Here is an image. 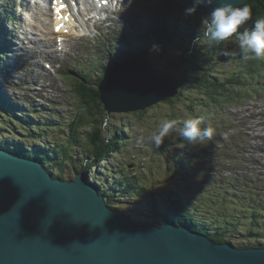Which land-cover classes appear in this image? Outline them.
Returning <instances> with one entry per match:
<instances>
[{
	"label": "trees",
	"instance_id": "trees-1",
	"mask_svg": "<svg viewBox=\"0 0 264 264\" xmlns=\"http://www.w3.org/2000/svg\"><path fill=\"white\" fill-rule=\"evenodd\" d=\"M0 3V18L3 19L0 20V27H4L17 20L18 16L15 15L14 0ZM244 5L251 7L252 19L243 27L250 25L251 28L255 19L264 18V0H248L241 7ZM145 7V16L130 25L132 30L126 29L125 37L116 41L118 45L115 49L107 50L112 63L125 60L135 53L169 57L170 68L167 72L159 73L172 76L179 88L178 94L166 101L170 104V116L183 119L179 112L184 109L187 111L186 116L193 114L210 118L204 120L201 127L214 128L212 140L203 144L199 141L190 144L178 132L177 143L179 146L183 145V149H177L173 155L165 141L159 149L146 143L145 149H138V157L155 148L163 152L161 156L165 162L161 164L160 160L148 159L150 162L146 180L138 170L133 174L124 173L121 169L100 165L99 163L105 164L111 155L117 153L122 154L125 160L124 150L131 144L126 138L131 133V128L124 130L121 127L108 131L104 126L105 121L100 115L105 108L100 98L99 85L110 64L106 67L99 64L101 60H93L89 67L79 64L80 72L71 76L73 91L82 101V106L85 105V109L74 114V119L68 124L64 121L42 125V120L33 115L20 100L14 96L7 98L4 94L6 111L0 109V147L39 158L55 175L66 179L67 164L77 165L72 154L74 146L69 143L78 142L85 152L80 170L89 181L98 186L112 207V204L117 203L115 209L122 212L123 205L118 203L131 202L124 200L127 196L132 202L133 199L142 200L135 203V208H127L130 215L126 213V216L132 220L148 224L156 222L158 216H161L187 224L215 241H229L238 246H264V163L257 159L258 155H254H264V135L260 134L254 140L249 135L243 136L236 132L224 136L229 129L220 130L221 126L216 119H212L225 106L250 100L255 94L264 91V59L244 60L235 36L219 43H210L202 38L198 45H194L192 41L201 35L199 28L202 17L207 15L205 13L196 11L193 15H185L186 7L178 5L174 0H147ZM113 32L117 34L116 30ZM153 45H159L160 50L151 51ZM4 47L6 51L8 46L0 42V59L3 58ZM94 70L100 72L97 78ZM172 72L178 73V76ZM5 83H0L1 92ZM186 87H194V92L200 93L196 97H188L190 103L182 98L185 91L181 90ZM179 104L184 107L179 109ZM195 104L203 105L201 109L206 106L209 113L204 111L203 115L197 114L194 112L197 107ZM148 109L150 107L131 114L140 115ZM50 112L55 113L53 116L56 120L62 118L55 111ZM223 115L234 117L236 114L226 111ZM50 128L53 131H68L69 140L58 141L49 132ZM82 130L85 137L79 139ZM23 139L34 143L25 144ZM214 140L220 141L222 145H217ZM168 141L172 139L168 138ZM206 145H210L211 150L204 147ZM90 159L92 161L88 167ZM222 160H227L228 169L237 171L241 164L249 162L259 168V173L245 170L242 177L238 175V178H226L220 171L218 175H222L221 177H213V172L222 165ZM94 167L97 169L93 170ZM76 172H80L79 169ZM155 172L162 177L164 173L168 175L172 189L165 193L160 189L156 191L153 178ZM110 178H113L114 186L108 190ZM209 185L215 186L220 192L213 194L210 191L207 194ZM231 188L237 189L239 193L230 192ZM202 202L204 207L200 204Z\"/></svg>",
	"mask_w": 264,
	"mask_h": 264
},
{
	"label": "water",
	"instance_id": "water-1",
	"mask_svg": "<svg viewBox=\"0 0 264 264\" xmlns=\"http://www.w3.org/2000/svg\"><path fill=\"white\" fill-rule=\"evenodd\" d=\"M246 1L236 0L237 6ZM215 6L218 0L196 11L208 14ZM99 90L111 114L174 98L178 85L135 53L112 64ZM0 109L6 111L3 97ZM158 218L136 222L111 208L84 172L66 180L39 158L0 147V264H264V246L215 241L187 224Z\"/></svg>",
	"mask_w": 264,
	"mask_h": 264
},
{
	"label": "rangeland",
	"instance_id": "rangeland-1",
	"mask_svg": "<svg viewBox=\"0 0 264 264\" xmlns=\"http://www.w3.org/2000/svg\"><path fill=\"white\" fill-rule=\"evenodd\" d=\"M1 1L6 0H0V2ZM30 1L34 4V8L32 7L33 4L26 0L25 4L29 9H25L26 12L22 15V18L21 14L18 16L15 25H13V23L11 24L14 29H8V24L6 27V29L11 30L12 32L13 42L12 45H9L6 48V51L4 50V53L2 54L3 58L0 59V83L4 85V82H6L3 90L4 93L0 90V97H3L4 99V94L7 98L14 96L16 99L20 100L23 105L30 109V112H32L33 115H37L39 119L42 120V125L47 123H61L64 121L68 124L74 119V114L85 109V105L82 106V101L76 96L75 91H73V86H71V76H76V74L80 72V68L77 65L82 64L84 67H89L93 60H101L99 63L100 65L107 67L110 64L109 67H111L113 64L112 58L109 57L107 50L109 48L115 49L116 45H118L116 41L125 37V29L132 30L130 25H134L145 16L144 10L146 8L145 5L147 0H131V2L130 0H127L128 4L124 3L119 14H113L105 24L97 23L96 25H92L91 23L89 28L81 27L77 28V30L74 29L73 34L71 30L68 29L66 32H63L58 39L52 32V28L50 27L52 26L51 22L50 25L44 15H42L44 13L46 17H50V10L46 6L44 0ZM40 10L41 13L38 14ZM17 11L19 13V9ZM249 26L250 25L245 27L250 28ZM113 29L117 30V34L112 32ZM5 35L4 27H0V42L3 45L6 39ZM20 37H22V39H20ZM25 46L28 47V51H26ZM146 58L152 62L153 66L159 72H167L168 68L171 66V60L169 57L160 58L156 55H151L146 56ZM94 73H96L95 78H97L100 72L94 70ZM172 74L178 76V73L172 72ZM194 89L196 88L186 87L181 90L185 91L182 98L187 103H190L188 97L193 98L200 95L199 92H194ZM194 106H197L194 111L197 114L203 115L204 111L209 113L206 106L202 109L201 106L203 105L198 106L195 104ZM169 107L170 104L166 103V101L160 102L150 107L146 113H141L140 115L131 114L132 112H116L110 114L104 109L100 116H103L102 120H107V130L109 131L110 129L113 130L114 128L121 127L126 130V128L130 127L131 133L127 132L128 138H126V140L131 144L124 150L125 160L122 154L117 153L111 155L110 159L106 161L105 164H99L102 166L108 165L110 166L109 168L121 169L124 173L132 172L133 174L138 170L143 176V179L146 180L145 176H148L146 170L148 169V164L150 162L148 159H152L153 161L160 160L161 164H165L164 159L161 156L163 152L157 151L153 148L152 151L149 150L147 154L138 157V149H145L144 147L147 145L146 143L154 146L150 142H147V137L150 136V134L156 130L166 118L175 119L170 116ZM183 107L182 104H179V109H182ZM51 110L60 114L62 118L56 120L53 116L55 113H51ZM220 111L221 113L217 112L212 119H216L218 125L221 126L219 128L220 130L229 129V131L225 132L224 136H227L231 132H236L241 133L243 136L249 135L252 140H254L258 135H264V91L255 94L250 100H245L236 105L225 106L224 110L220 109ZM226 111L233 112L236 115L234 117L223 115ZM179 113L183 119L199 117L193 114H188L186 116L187 111L184 109L180 110ZM202 118L203 120L210 119L207 117ZM211 123L214 124V122ZM55 126H58L59 128L61 127L60 125ZM89 130L90 128H88V131ZM59 131H53L51 128L49 129V132L55 139L67 142V140H69V135H67L69 132ZM140 136L146 138L143 144H137V138ZM84 137L85 134L82 130V132L79 133V139ZM168 138L172 139V141L169 142ZM23 140L25 144L34 143L32 140ZM40 140L43 141L42 138ZM49 141L50 140H48L47 144ZM164 141L166 142V146L171 155H173L177 149H183V145L179 146L177 143L178 131L171 132L165 137ZM216 142L217 145H222L220 141ZM69 144L70 146H74L72 148V154L75 156L77 165H75V167L72 166V164H67V174H65L66 180L75 177L77 173L76 169L81 171V163L83 162L85 154L78 142ZM204 147L209 148L210 150L212 148L210 145ZM254 155H258L256 156L257 159L264 163V155ZM248 160H251V158H248ZM91 161L92 160L90 159L87 164L88 167L90 166ZM222 161V165L213 172V177H221L223 175L226 178H231V176L238 178V175L242 177L245 170H252L253 172H257V174L259 173V168L253 166L249 162H245L243 165L241 164V168L237 171V169L233 170V168L228 169L227 160ZM96 169V167L93 168V170ZM219 172L222 174L221 176L218 175ZM163 175L164 176L162 177L156 172L153 175L155 184L154 189L156 191L160 189L159 191L165 193L169 189H172V186H170V177L165 175V173ZM112 186H114L113 178H110L107 189L109 190ZM210 191L213 194H218L220 192L215 186L209 185L206 193L209 194ZM230 192L239 193L237 189L233 188L230 189ZM124 200L131 201L129 203H118V205H123L121 207V213L125 215L126 213L129 214L127 208H135V203H140L142 201L136 199L135 201L133 199L132 202L129 196ZM200 204L203 207L205 205L203 202ZM112 205L116 207L117 203ZM129 205L131 207H126ZM203 207L201 209H203ZM252 216L253 215H251V218Z\"/></svg>",
	"mask_w": 264,
	"mask_h": 264
},
{
	"label": "clouds",
	"instance_id": "clouds-1",
	"mask_svg": "<svg viewBox=\"0 0 264 264\" xmlns=\"http://www.w3.org/2000/svg\"><path fill=\"white\" fill-rule=\"evenodd\" d=\"M131 2V0H130ZM217 0H193V5L184 10L185 15L195 14L200 5L211 6ZM252 19V9L249 5L237 6L236 0H218V6L212 7L211 11L201 19L200 36L192 43L198 45L204 38L210 43L223 42L235 36L239 42L240 55L244 60L264 59V18H257L251 28L243 27ZM242 29V30H241ZM159 45H153L151 51H159ZM107 126V120L104 122ZM204 124L202 117H189L182 120L166 119L159 127L147 137V142L159 149L164 143L165 137L171 132L178 131L184 141L195 144L199 141L212 140L214 128L211 126L201 127ZM145 137L137 138V144H143Z\"/></svg>",
	"mask_w": 264,
	"mask_h": 264
},
{
	"label": "bare ground",
	"instance_id": "bare-ground-1",
	"mask_svg": "<svg viewBox=\"0 0 264 264\" xmlns=\"http://www.w3.org/2000/svg\"><path fill=\"white\" fill-rule=\"evenodd\" d=\"M54 1V0H53ZM58 1L59 0H57V4H58ZM84 1V3H82L81 4V1L79 2L80 3V6L82 5V11L83 10H86V11H88L89 13H84V16H87V18H89V19H91V17H94V16H98V14L101 12V10H109V4H103L102 6H99L98 4V2H96L95 0H83ZM102 2L103 1H105V0H101ZM19 2V6H20V10H19V12H20V14L22 13V11H24V9H25V2H26V0H20V1H18ZM114 2H116V1H114ZM114 2L112 3V7L114 8V9H118V13H119V11H120V9L122 8V6L124 5V3H123V5L119 8V6H118V3L116 2V7H114ZM44 4V3H43ZM46 4V3H45ZM15 8H16V6H14ZM33 8H34V4H33V6H32ZM43 9V8H42ZM46 9V8H45ZM76 10L77 9H73V11H72V13H71V16L74 18H76L77 20L79 19V16L76 14L77 12H76ZM93 10H95L96 11V15H94V16H92V15H90V12L91 11H93ZM16 16H18L19 15V13H18V11H17V8H16ZM41 13V10L38 12V14H40ZM49 14V13H48ZM50 14L51 15H53V11H50ZM109 14L111 15V12H109ZM32 15V14H31ZM36 15V14H35ZM42 15H44V17H45V19L48 21V23L50 24V22H51V20H50V17H46V15L43 13ZM34 16V15H33ZM49 16V15H48ZM91 16V17H90ZM35 17V16H34ZM21 18H22V16H21ZM30 18V17H29ZM0 20H3L2 18H0ZM36 21H38V20H36ZM53 21V20H52ZM15 22H16V20L13 22V25H15ZM72 21L69 19V17L66 15V14H64V15H62L61 13H56L55 14V21H54V23H51L52 24V32H53V34L54 33H56V31H57V25H59L58 26V33H59V36L61 37V34L63 33V32H66L68 29H70L71 30V32H72V34H73V30L74 29H77V27H78V25H79V27H81V26H84V24L83 23H81V24H78V21H77V26L74 28V26L72 25ZM4 24V23H3ZM50 24V25H51ZM27 25V24H26ZM4 26V25H3ZM9 26V25H8ZM6 27H7V25L6 26H4V32L6 33V35H5V42H4V46H9V45H12V39H10L9 37H8V34H7V30H6ZM51 27V26H50ZM11 29H14L13 28V26H11ZM56 36V35H55ZM57 38H58V36H56ZM20 39H22V37H20ZM42 41V40H41ZM25 49H26V51H28V47L27 46H25ZM4 50H5V47H4ZM39 62V61H38ZM12 66H13V64H12ZM36 66V65H35ZM14 67V66H13ZM92 69V68H91ZM259 114V113H258ZM225 117V116H224ZM208 143V142H207ZM46 168H47V166H46ZM48 169V168H47ZM49 170V169H48ZM50 171V170H49ZM111 206V205H110ZM111 208H113V209H115L114 207H112L111 206ZM116 210H118V209H116Z\"/></svg>",
	"mask_w": 264,
	"mask_h": 264
}]
</instances>
